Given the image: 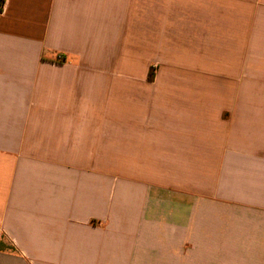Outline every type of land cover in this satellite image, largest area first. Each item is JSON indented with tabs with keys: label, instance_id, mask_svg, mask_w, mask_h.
Returning <instances> with one entry per match:
<instances>
[{
	"label": "crops",
	"instance_id": "0c3cea01",
	"mask_svg": "<svg viewBox=\"0 0 264 264\" xmlns=\"http://www.w3.org/2000/svg\"><path fill=\"white\" fill-rule=\"evenodd\" d=\"M0 264H264V0H0Z\"/></svg>",
	"mask_w": 264,
	"mask_h": 264
},
{
	"label": "trees",
	"instance_id": "16d2710c",
	"mask_svg": "<svg viewBox=\"0 0 264 264\" xmlns=\"http://www.w3.org/2000/svg\"><path fill=\"white\" fill-rule=\"evenodd\" d=\"M58 61H59V62H63V59H62V57H59V58H58ZM153 75H154V71H153V70H151V71H150L149 78L153 79Z\"/></svg>",
	"mask_w": 264,
	"mask_h": 264
}]
</instances>
